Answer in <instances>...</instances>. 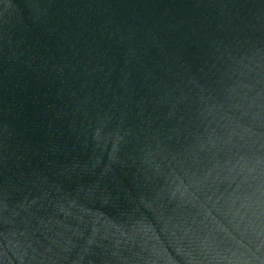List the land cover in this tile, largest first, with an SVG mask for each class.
<instances>
[{
  "label": "water",
  "instance_id": "water-1",
  "mask_svg": "<svg viewBox=\"0 0 264 264\" xmlns=\"http://www.w3.org/2000/svg\"><path fill=\"white\" fill-rule=\"evenodd\" d=\"M0 264H264V0H0Z\"/></svg>",
  "mask_w": 264,
  "mask_h": 264
}]
</instances>
